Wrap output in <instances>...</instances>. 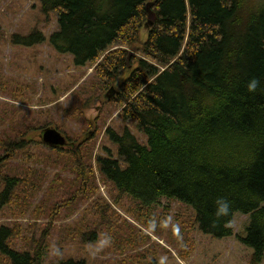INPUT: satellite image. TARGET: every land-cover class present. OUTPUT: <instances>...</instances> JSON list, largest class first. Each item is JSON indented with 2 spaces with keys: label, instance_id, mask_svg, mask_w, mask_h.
<instances>
[{
  "label": "trees",
  "instance_id": "trees-1",
  "mask_svg": "<svg viewBox=\"0 0 264 264\" xmlns=\"http://www.w3.org/2000/svg\"><path fill=\"white\" fill-rule=\"evenodd\" d=\"M44 16L58 13L59 30L49 39L60 54L71 55L77 67H96L92 88L110 91L122 76L116 95L120 116L144 135L145 142L126 127L108 129L107 136L118 158L107 148L96 155L97 131H84L74 146L56 149L40 137L48 126L39 125L35 136H0L7 153L0 164L14 161L20 170L0 175V215L11 209L16 222L0 225V264H46L49 239L56 228L54 217L62 211L86 216L77 236L57 239L60 249L79 238L82 248L94 244L100 234L111 237L110 249L125 255L120 264L140 257L137 248L142 230L157 236L167 233L186 260L196 248V231L216 239L232 237L229 220L240 213L249 225L240 241L253 250L250 264L264 260V0H40ZM150 5V6H149ZM143 33L145 34L143 36ZM43 33L13 37V43L34 46L46 42ZM260 80L255 93L248 82ZM7 84H1L2 86ZM27 135L26 132L22 133ZM46 147L60 169L49 186L70 185L64 200L44 208L46 194L41 181L48 178L43 161L29 153V146ZM24 161H22L20 158ZM12 172L13 175L8 174ZM104 186L111 203L99 194ZM226 198L232 215L216 217L214 202ZM20 199L23 200L21 204ZM164 199L193 211L184 214L176 232L168 225L170 205L158 215L154 209ZM84 200V202H82ZM37 204V205H34ZM121 209V216L116 209ZM31 211V215H27ZM48 211V214L45 212ZM88 216L94 218L89 221ZM31 217L35 223L17 220ZM47 220V223L38 221ZM124 223L131 234L124 243L114 226ZM11 226V227H10ZM106 230L109 233H106ZM57 231L61 229L57 226ZM24 236L25 248H17ZM177 238L183 239L179 241ZM150 252V251H149ZM70 257V256H69ZM59 259V258H57ZM50 264H88L85 258L60 259Z\"/></svg>",
  "mask_w": 264,
  "mask_h": 264
},
{
  "label": "rangeland",
  "instance_id": "rangeland-1",
  "mask_svg": "<svg viewBox=\"0 0 264 264\" xmlns=\"http://www.w3.org/2000/svg\"><path fill=\"white\" fill-rule=\"evenodd\" d=\"M58 30V13L55 12L49 17L44 16L40 0H0V86L7 84L1 87L3 91L0 92V136L7 135L14 138L35 136L33 133L38 132L36 127L42 125L54 128L63 135L67 134L72 140L75 137L78 140L81 136L82 141L84 131L94 130L97 131L96 155H104L103 150L107 148L116 158H118L117 150L109 141L108 129L117 132L128 127L137 138L145 142L144 135L133 125L124 122L120 116L122 107L118 104L119 95L109 98L106 97L109 91L98 87L92 88L91 85L96 79L94 71L96 67H77L71 55L60 54L50 45L51 35ZM35 31L43 33L47 38L46 42L30 47L13 43L14 36L25 37ZM125 80L126 76H122L114 88L119 89ZM24 132L27 135H23ZM27 150L29 153L31 151L35 153L36 159L44 162L39 167L49 175L46 180L41 181L40 187V192L47 195L44 208L49 209L57 202V198L61 197L60 200L67 198L72 189L65 182L62 186H55L54 192H49V186L55 176L60 174L67 181L73 175L60 170L68 166L66 160L57 163L47 161L48 158L53 160L56 158L51 152L48 153L46 147L31 145ZM6 153L7 150L0 144V159ZM22 168H19L14 161L8 164L1 162L0 175L11 170H20V174L25 176L26 172L22 171ZM8 174L13 175L12 172ZM99 194L111 203L109 192L102 185ZM20 201L21 204L24 203L22 199ZM160 202L161 204H158L154 211L160 215L163 208L170 205L168 225L170 229L175 223L176 232L181 224L183 226L185 212L187 216L193 214L191 209L178 203L170 204L164 199ZM113 207L121 216L126 217L121 209ZM11 209L13 208H6L0 215V225L8 226L16 222V215ZM85 209L86 206L81 205L77 212L62 211L59 216L54 217L56 228L51 232L49 239L50 251L52 246L59 247L57 239L64 237L66 242L69 240L67 233L77 236L78 225L86 216ZM45 213L48 214V211ZM27 215H31V211ZM88 219L94 220L92 216H88ZM125 219L138 226L133 220L127 217ZM17 221L23 225L35 223L31 217ZM47 222V220L38 221V223ZM248 225L249 217L236 213L232 237L216 239L197 230L194 237L196 248L186 260L179 256L178 245L168 242L167 233L157 236L145 229L142 232L150 239L140 236V243L134 240L137 248L130 250L133 251L131 254L135 252L138 256L141 255L139 249L146 251L139 256L142 264H250L254 252L240 241ZM57 226L61 231H57ZM114 226L121 231L117 234V238L122 237L124 243L127 242L129 239L126 236L131 232L126 225L116 221ZM104 236L100 234L98 238L103 239ZM24 239V236L19 238L17 248H25ZM177 239L184 242L183 239ZM71 242L72 245L66 243L61 249L62 256L50 255L46 264L72 257L85 258L88 264H120L121 259L125 257L120 250L113 251L109 246L93 254L95 243L87 244L82 248L78 237ZM127 263L136 264L134 260H129ZM261 264H264V260Z\"/></svg>",
  "mask_w": 264,
  "mask_h": 264
},
{
  "label": "clouds",
  "instance_id": "clouds-1",
  "mask_svg": "<svg viewBox=\"0 0 264 264\" xmlns=\"http://www.w3.org/2000/svg\"><path fill=\"white\" fill-rule=\"evenodd\" d=\"M260 80L253 78L251 79L247 84V90L249 93H255L260 88ZM215 205V216L220 217H229L232 215V208L231 203L226 198H217V200L214 202ZM234 225L233 220H229L227 222V227H232ZM111 244V237L105 234L103 239H99L95 242V248L93 250V254L99 253L102 251L105 247H108ZM50 255L52 256H62V251L57 246H52Z\"/></svg>",
  "mask_w": 264,
  "mask_h": 264
},
{
  "label": "water",
  "instance_id": "water-1",
  "mask_svg": "<svg viewBox=\"0 0 264 264\" xmlns=\"http://www.w3.org/2000/svg\"><path fill=\"white\" fill-rule=\"evenodd\" d=\"M150 6V5H149ZM109 95H106V97L111 98L112 96L116 95L117 91L112 88L109 91ZM41 141L45 146L51 147V148H65L68 146H74L73 143L69 142L65 135H63L61 132L54 128H46L42 131L40 135Z\"/></svg>",
  "mask_w": 264,
  "mask_h": 264
}]
</instances>
